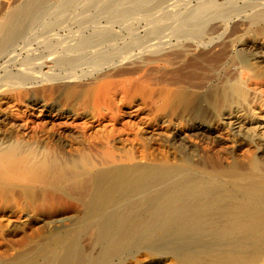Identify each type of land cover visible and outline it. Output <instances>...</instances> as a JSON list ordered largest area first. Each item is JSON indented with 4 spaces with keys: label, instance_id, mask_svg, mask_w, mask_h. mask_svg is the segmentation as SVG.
<instances>
[{
    "label": "bare ground",
    "instance_id": "1",
    "mask_svg": "<svg viewBox=\"0 0 264 264\" xmlns=\"http://www.w3.org/2000/svg\"><path fill=\"white\" fill-rule=\"evenodd\" d=\"M48 1L0 0V55L23 38ZM62 1L53 0V6ZM216 4L208 3L184 19L188 26H197L183 31L194 39L188 46L175 47L183 57L189 46L196 49L202 43L196 40L204 34L208 12L227 15V9ZM107 7L111 16L122 18L133 10ZM263 17L264 10H259L249 22ZM107 34L81 39L78 47ZM75 60L56 62L71 66ZM228 72L217 83L200 81L203 102L220 125L253 146V151L232 155L225 164L208 157L206 149L204 158L193 159L196 165L189 164V155H172L180 162L172 165L169 152L157 161L153 123L138 122L142 111L123 107L112 93L65 87L40 94L22 90L9 97L18 104H0V264H164L169 259L181 264H264L261 76L242 81L228 78ZM179 87L158 93L157 112L167 117L189 108L193 93ZM175 149L183 154V148ZM224 186L229 203L214 211L198 208L199 195L215 197Z\"/></svg>",
    "mask_w": 264,
    "mask_h": 264
},
{
    "label": "rangeland",
    "instance_id": "2",
    "mask_svg": "<svg viewBox=\"0 0 264 264\" xmlns=\"http://www.w3.org/2000/svg\"><path fill=\"white\" fill-rule=\"evenodd\" d=\"M10 1L19 3L24 0ZM214 2L226 8L227 15L221 18L220 15L208 12L209 17L203 22L204 34L196 40L197 45L202 43L196 49L189 46L191 49H185L183 57L175 47L180 43L184 44V48L188 46L194 39L183 31L197 26L194 22L188 26L185 23L186 16L203 7L205 9L209 6L208 3ZM61 3V7L57 4V10V5L53 6V0L48 1L45 10L43 9L28 25L23 38L15 43L16 46H11L0 55V104H16L17 102L9 100V97L22 90L39 94L44 90L45 93L50 90L61 92L65 88H74L75 91L88 89L92 93L108 92L112 93V97L123 107L133 105L140 109L142 114L137 117L138 122L143 119L141 123L148 120L153 123L156 129L157 161L169 152L168 157L172 165L180 163L178 157L186 158L188 155L189 164L196 165L197 160L204 158L202 151L206 149L208 157L212 160L218 158L220 163L225 164L230 161L232 155L242 157L253 151L249 140L232 135V132L220 125L221 122L203 102L200 81L217 83L229 70L232 76L228 78L236 77L242 81L258 74L262 82L259 88L263 92L259 90L264 93V17L255 24L251 25L249 22L253 13L264 10V0H64ZM105 4L118 9L133 10L128 9L130 12L127 11L125 17L122 14L123 18L121 15L111 16L110 8ZM53 7H56L55 11L59 14L52 13ZM102 31L108 33L105 39L79 49L81 39L91 38L95 33ZM174 48L179 53L173 50ZM58 58L76 59L77 63L74 62L71 66L58 64ZM94 60L95 63L92 62ZM69 80L74 82L64 85V81ZM178 86L192 92L193 101L184 113L165 117L156 110V96L161 91L172 90ZM59 100V103L63 102V99ZM176 147L183 148V154L177 152ZM256 155H261V152ZM225 188L224 186L218 189L219 194L212 198L199 195L202 202L198 208L214 211L221 203H229L230 198L227 197ZM166 262L181 264L170 259ZM166 262L164 264H167Z\"/></svg>",
    "mask_w": 264,
    "mask_h": 264
}]
</instances>
